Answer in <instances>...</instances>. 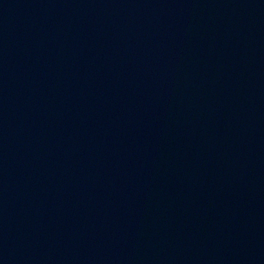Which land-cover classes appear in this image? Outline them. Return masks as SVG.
<instances>
[{"label":"water","instance_id":"obj_1","mask_svg":"<svg viewBox=\"0 0 264 264\" xmlns=\"http://www.w3.org/2000/svg\"><path fill=\"white\" fill-rule=\"evenodd\" d=\"M264 247V0H0V264Z\"/></svg>","mask_w":264,"mask_h":264}]
</instances>
